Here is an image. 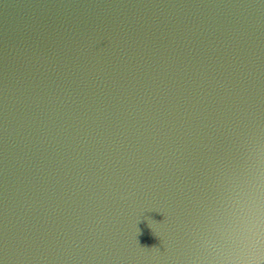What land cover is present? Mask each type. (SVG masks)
I'll return each mask as SVG.
<instances>
[{
  "label": "water",
  "instance_id": "water-1",
  "mask_svg": "<svg viewBox=\"0 0 264 264\" xmlns=\"http://www.w3.org/2000/svg\"><path fill=\"white\" fill-rule=\"evenodd\" d=\"M0 264H264V0H0Z\"/></svg>",
  "mask_w": 264,
  "mask_h": 264
}]
</instances>
